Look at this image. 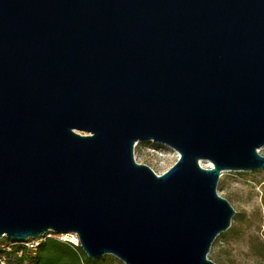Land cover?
Listing matches in <instances>:
<instances>
[{"label":"water","instance_id":"1","mask_svg":"<svg viewBox=\"0 0 264 264\" xmlns=\"http://www.w3.org/2000/svg\"><path fill=\"white\" fill-rule=\"evenodd\" d=\"M142 141L178 157L157 174ZM262 146L264 0H0V238L216 264L218 179Z\"/></svg>","mask_w":264,"mask_h":264},{"label":"rangeland","instance_id":"2","mask_svg":"<svg viewBox=\"0 0 264 264\" xmlns=\"http://www.w3.org/2000/svg\"><path fill=\"white\" fill-rule=\"evenodd\" d=\"M264 154V146L259 148ZM136 161L160 174L176 160V152L153 141L134 146ZM218 193L235 210L229 228L211 244L208 257L216 264H264V168L255 171H223ZM114 264H123L108 254Z\"/></svg>","mask_w":264,"mask_h":264},{"label":"trees","instance_id":"3","mask_svg":"<svg viewBox=\"0 0 264 264\" xmlns=\"http://www.w3.org/2000/svg\"><path fill=\"white\" fill-rule=\"evenodd\" d=\"M7 241L9 240L5 237L0 238V242ZM15 250H20L19 256L6 254L7 258L15 264H114L108 254L99 258H89L79 244L73 245L54 236L45 238L33 250L19 249L18 246Z\"/></svg>","mask_w":264,"mask_h":264},{"label":"built area","instance_id":"4","mask_svg":"<svg viewBox=\"0 0 264 264\" xmlns=\"http://www.w3.org/2000/svg\"><path fill=\"white\" fill-rule=\"evenodd\" d=\"M176 152V151H175ZM178 157V153L176 152V159ZM54 236L58 238L59 240L69 242L73 245H78V238L75 233L69 232V233H59L55 234L53 232H47L44 235H40L36 238H28L24 241H7V242H0V264H15L14 262L10 261L6 254H12L19 256L20 250L16 251L15 248L18 246L19 249H29L33 250L35 249L38 244L45 240V238Z\"/></svg>","mask_w":264,"mask_h":264}]
</instances>
